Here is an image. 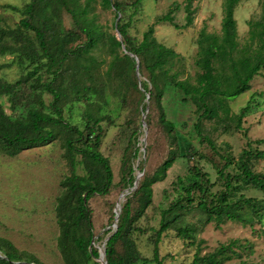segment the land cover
<instances>
[{
	"label": "trees",
	"instance_id": "obj_1",
	"mask_svg": "<svg viewBox=\"0 0 264 264\" xmlns=\"http://www.w3.org/2000/svg\"><path fill=\"white\" fill-rule=\"evenodd\" d=\"M96 1L27 0L23 7H4L22 18L13 27L0 25V57L13 58L9 64L0 65V71L17 64L22 75L13 83L0 78V98L8 97L14 113L23 107L26 114L13 118L0 103V155L16 157L23 151L61 140L71 173L61 182L62 193L57 198L58 249L65 264H90L100 258V249L93 243L95 234L89 201L95 196L110 195L114 187L110 161L100 151L105 137L103 123L109 121L114 125L110 115L103 114L108 106L105 91L113 88V96L126 105L128 95L131 91L140 92L141 84L145 92L143 100L150 95L149 110L158 111V123L171 145L166 160L152 174L145 173L143 163L140 164L143 176L138 180V187L125 197L118 227L108 233L105 244L108 264H164L160 244L164 234L173 229L179 238L196 248L191 264L243 260L244 254L253 248L250 242L233 240L202 255L201 244L195 236L197 226L182 225V219L196 210L204 215L205 227L213 224L220 228L227 222L251 228L263 224L264 199L249 198L242 192L254 189L264 194V172L254 170V163L264 160V150L254 145H264V139L248 140L237 159L228 153L222 155V166H216L217 182L222 189L215 192L217 182L212 181L208 172L192 164L193 156L181 153L175 123L168 118L163 99L166 88L171 86L184 96V103L190 101L199 115L196 130L201 140L207 141L215 151L214 142L202 133V119L213 120L223 114L233 119L237 130H243L244 119L252 113L253 99L237 114L232 113L225 101L250 91L253 80L264 71V1L260 18L247 22L248 38L241 44L235 11L244 0H224L221 34L209 33L205 28L199 33L194 76L187 72L182 55L158 41L156 24L144 32L141 40L130 36V28L144 0H130V14L126 2L101 0L103 9L116 11V23L120 16L118 30L122 42L115 35L106 37L94 13ZM195 1L185 0L183 4L184 25H179L174 15L182 7L179 3L158 17L157 24L169 23L177 30L190 28L197 11L193 6ZM66 16L72 21L71 29L65 27ZM100 44L109 51V62L99 61L92 53ZM104 64H107L106 70H103ZM22 100L30 103L24 106ZM81 103L87 108L79 126L65 117V109ZM140 108L143 115L147 113L146 123L151 127L147 103H141ZM140 129H132L122 157L121 184L126 190L132 189L137 181ZM179 158L186 160L188 174L178 177L174 183L176 196L162 210L153 240V257L143 258L135 239L136 232L140 231L137 224L153 205L154 186L167 178ZM0 252L5 257H0V264L29 262L3 238H0ZM31 262L42 264L37 260ZM240 264L250 263L244 260Z\"/></svg>",
	"mask_w": 264,
	"mask_h": 264
},
{
	"label": "rangeland",
	"instance_id": "obj_2",
	"mask_svg": "<svg viewBox=\"0 0 264 264\" xmlns=\"http://www.w3.org/2000/svg\"><path fill=\"white\" fill-rule=\"evenodd\" d=\"M26 1L0 0V25L13 27L19 23L22 16L4 7L6 5L23 7ZM116 1L126 2L127 7L131 4L130 0ZM263 1L244 0L237 7L235 18L238 22L241 44L245 43L248 38L247 22L250 19L260 18ZM184 2L185 0H144L129 33L132 38L141 40L144 32L151 25L156 24L155 35L158 41L182 55L185 58L187 72L194 76L197 72L195 61L197 60L196 42L199 33L205 28L209 33L221 34L224 0H196L193 6L197 11L190 28L177 30L169 23L157 24L158 17L166 15L171 8H174V4L179 3L182 7L178 11L175 10L174 15L177 23L184 25L186 23ZM94 6L97 22L103 27L106 37L117 36L116 11L113 8L103 9L101 0H97ZM128 10L127 13L130 14L131 8L128 7ZM65 27L73 28L68 16L65 17ZM92 53L99 61L109 62L111 59L109 51L102 44ZM12 59L11 56L0 57V65L9 64ZM106 69L107 64H104L103 70ZM21 75L22 72L17 64L0 71V78L10 83L17 81ZM141 80L146 81L147 78L141 77ZM251 86L250 91L233 100L225 101L232 113L237 114L253 99L252 113L244 119L243 130H237L233 119H227L223 114L217 119L205 118L200 121L202 133L214 142L217 151L213 150L207 141H202L196 130L195 125L199 122L196 107L190 101L184 103V96L173 87L166 88L163 106L168 118L175 123L181 153L193 156L192 164L208 172L213 182L218 180L216 166H222L223 154L228 153L237 159L248 140L255 142L264 139V71L253 80ZM140 90V92L131 91L126 105L113 96V88L105 91L108 106L104 108L103 114H109L114 125L109 121L103 123L105 137L100 151L110 161L114 174V187L110 195L95 196L89 201L95 245L100 250L105 247L110 235L108 233L115 230L114 210L118 201L120 205L126 202V199L121 201V195L126 191L121 184V163L132 129L141 128V137L137 146L140 148V155L136 161V174L140 173L141 163H143V171L152 174L169 154L171 142L160 128L158 111L155 108L149 110L151 127H143V114L140 106L141 103L145 104L147 101L143 100L144 90L141 88ZM50 99L49 95L46 96L47 101ZM22 101L24 106L30 103ZM0 103L5 107L7 114L13 118L26 114V108L23 107L14 113L10 108L8 97L0 98ZM86 108L85 103L68 106L65 109V117L81 126ZM146 130H148L147 135ZM254 147L264 150V145H254ZM200 155L204 156L203 160ZM254 170L263 173L264 160L255 162ZM70 173L71 167L59 139L46 147L23 151L16 157L0 155V238L8 240L21 252L24 259L29 261L25 264H34L31 262L34 260L42 264H65L58 249L57 240L60 229L56 216V204L57 198L62 193L61 182ZM187 174L186 160L179 158L168 171L167 178L154 186L153 205L138 222L137 227L140 231L135 234L143 258L153 257V240L155 230L159 228L161 222L162 210L166 209L176 196L174 183L178 177H185ZM221 189V185L217 182L214 191L218 192ZM242 193L249 198L264 199V194L254 189ZM182 221V225L197 226L198 233L195 236L197 242L201 244L202 255L215 251L222 244L239 240L250 242L253 245L252 250L244 254L243 260L233 259L225 264H240L244 260L250 264H264V221L263 224H257L254 228L235 222H227L220 228L213 224L205 227L204 215L196 210L184 215ZM195 253L196 248L188 241L179 238L174 229L164 234L160 244V254L164 264H191ZM0 254L3 256L2 252ZM97 263L100 264L96 259L90 262V264Z\"/></svg>",
	"mask_w": 264,
	"mask_h": 264
},
{
	"label": "water",
	"instance_id": "obj_3",
	"mask_svg": "<svg viewBox=\"0 0 264 264\" xmlns=\"http://www.w3.org/2000/svg\"><path fill=\"white\" fill-rule=\"evenodd\" d=\"M119 19H120V16H119V18L117 19V23H116V30H117V39L120 41V42H122L123 40H122V35H121V33H120V31L118 30V21H119ZM123 49L124 50H126V48H125V46L123 45ZM132 57H134V55H131ZM136 64H137V72H138V70H139V61H138V59L136 58ZM138 74V73H137ZM140 88L141 89H143L142 88V86H141V84H140ZM149 99H150V95L149 94H147V98H146V103H147V112H148V110H149ZM146 117H147V113H145L144 115H143V127L144 128H147V123H146ZM147 131L148 130H146V135H147ZM143 176V173H139V174H137V181L135 182V184H134V187L132 188V189H127L122 195H121V197H123V196H127L128 194H130V193H132V192H134L136 189H137V187H138V179L139 178H141ZM118 206H119V201H118V203H117V205H116V208H115V210H114V213H115V223H114V228L115 229H117V227H118V221H119V217H120V214H121V210H122V205L119 207V209H118ZM107 240H109V238L107 239ZM93 243H95V238H94V240H93ZM0 257L1 258H5L4 256H2L1 254H0ZM100 264H108V262H107V260H106V248L104 247V249L103 250H100V258H98V259H96Z\"/></svg>",
	"mask_w": 264,
	"mask_h": 264
},
{
	"label": "bare ground",
	"instance_id": "obj_4",
	"mask_svg": "<svg viewBox=\"0 0 264 264\" xmlns=\"http://www.w3.org/2000/svg\"><path fill=\"white\" fill-rule=\"evenodd\" d=\"M124 199H125V196H123V197L121 198V201H123ZM120 206H121V205L119 204L118 209H119Z\"/></svg>",
	"mask_w": 264,
	"mask_h": 264
}]
</instances>
